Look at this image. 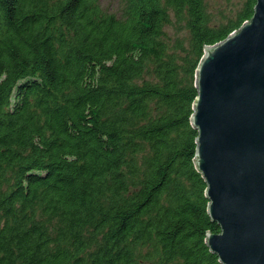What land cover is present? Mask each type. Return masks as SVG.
Wrapping results in <instances>:
<instances>
[{
	"label": "trees",
	"instance_id": "trees-1",
	"mask_svg": "<svg viewBox=\"0 0 264 264\" xmlns=\"http://www.w3.org/2000/svg\"><path fill=\"white\" fill-rule=\"evenodd\" d=\"M257 0H0V264H222L197 68Z\"/></svg>",
	"mask_w": 264,
	"mask_h": 264
},
{
	"label": "water",
	"instance_id": "water-1",
	"mask_svg": "<svg viewBox=\"0 0 264 264\" xmlns=\"http://www.w3.org/2000/svg\"><path fill=\"white\" fill-rule=\"evenodd\" d=\"M196 164L219 233L206 242L222 264H264V0L197 68Z\"/></svg>",
	"mask_w": 264,
	"mask_h": 264
},
{
	"label": "rangeland",
	"instance_id": "rangeland-1",
	"mask_svg": "<svg viewBox=\"0 0 264 264\" xmlns=\"http://www.w3.org/2000/svg\"><path fill=\"white\" fill-rule=\"evenodd\" d=\"M212 7L215 12H227L230 7H235L234 5L237 0H211ZM102 4L109 8H115L116 0H102Z\"/></svg>",
	"mask_w": 264,
	"mask_h": 264
}]
</instances>
